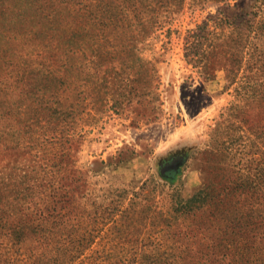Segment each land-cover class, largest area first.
<instances>
[{"label": "rangeland", "instance_id": "obj_1", "mask_svg": "<svg viewBox=\"0 0 264 264\" xmlns=\"http://www.w3.org/2000/svg\"><path fill=\"white\" fill-rule=\"evenodd\" d=\"M39 1L0 0V264H57L51 193L89 248L264 264V0Z\"/></svg>", "mask_w": 264, "mask_h": 264}, {"label": "trees", "instance_id": "obj_2", "mask_svg": "<svg viewBox=\"0 0 264 264\" xmlns=\"http://www.w3.org/2000/svg\"><path fill=\"white\" fill-rule=\"evenodd\" d=\"M47 1L49 0H40L39 5L36 8L37 9L36 13L42 15L44 18V20L37 23V25L42 24L43 21L45 22L47 20V17H49L51 14V12L48 10L44 12L45 6L47 5L46 4ZM76 3L78 4L79 9L84 11H86L90 6H92V4H96L100 6L101 17H103V22L106 27L112 26L111 24L115 26L118 25L120 23V20L123 17H125L120 12L111 13L109 8L106 6L104 0H81V1L78 0ZM118 52H124V53L128 52L127 44H122V47ZM9 61H10L9 64L15 63L12 60ZM15 68H17V66H15ZM22 76L23 74L18 78ZM56 204H57V200L55 199V195L54 193H51L48 198V202L45 206L46 212H44L43 218L46 220V222L49 225L48 235L52 240L51 242L54 248L53 260H56L57 264H181L182 263L181 251L178 248H174L168 251H162L159 253H154L153 251L144 252L138 249L132 250L131 249L132 247L127 248L124 245L120 246L116 250L107 249L104 246L96 249L89 248L90 244L85 245V243L88 241L91 242L96 235L91 231L72 232V230H69V232H67L66 226L69 225L70 217H68L66 220L59 218L58 215L55 213L57 208ZM188 206L190 207V205ZM104 217H105L104 215L100 214L96 217V220L98 218H104ZM121 219L124 221L129 220L131 222H135L137 220L135 219V217L129 215L126 218L122 216ZM219 219L222 222H226V224H228L230 217L221 216L219 217ZM171 223L169 224L167 223V225L169 226ZM235 225L236 224L232 225L231 228L233 229V226ZM182 226L183 227L189 226V222H187L185 225L183 224ZM190 232L191 231H186L185 235H189ZM122 236H123L122 234H119L118 239H121ZM129 239L130 237H127V240ZM250 250L251 247L243 248L241 251H239V256L243 259V256L248 255ZM204 264H210V263L207 262Z\"/></svg>", "mask_w": 264, "mask_h": 264}]
</instances>
